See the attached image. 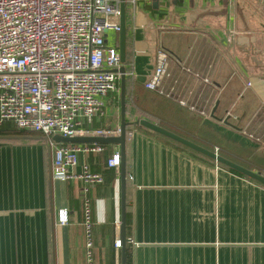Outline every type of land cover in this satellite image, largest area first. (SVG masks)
<instances>
[{
	"label": "crops",
	"instance_id": "0c3cea01",
	"mask_svg": "<svg viewBox=\"0 0 264 264\" xmlns=\"http://www.w3.org/2000/svg\"><path fill=\"white\" fill-rule=\"evenodd\" d=\"M124 2L121 65L131 73L124 119L132 132L125 140L126 264H264V185L135 124L149 120L264 176V0H239L233 8L228 0ZM105 44L118 49L119 31H106ZM159 48L169 55L168 71L152 89L144 83ZM103 102L88 126L115 129L120 97L110 93ZM0 130V264H121L120 167L106 164L120 145L79 153L73 170L87 165L103 177L85 192L80 177H53L48 138L16 133L11 121ZM62 208L64 225L57 223Z\"/></svg>",
	"mask_w": 264,
	"mask_h": 264
},
{
	"label": "built area",
	"instance_id": "2783aa9c",
	"mask_svg": "<svg viewBox=\"0 0 264 264\" xmlns=\"http://www.w3.org/2000/svg\"><path fill=\"white\" fill-rule=\"evenodd\" d=\"M239 0H228L233 8ZM122 0H0V127L13 122L17 130L39 133L53 147L51 170L61 181L80 177L83 190L103 182L100 173L77 166L79 153H98V143L60 144L54 135L118 137L121 127L93 129L92 117L102 113L103 98L120 97L119 51L105 44L108 30L120 29ZM232 32V31H231ZM169 55L159 48L152 74L145 81L157 89L168 71ZM125 76L131 74L124 72ZM132 132H128L130 136ZM126 136V135H125ZM215 149V153L217 154ZM117 172L119 151L106 161ZM87 256L92 248L91 207L83 196ZM68 222L67 209L57 211V223ZM120 247V241H115Z\"/></svg>",
	"mask_w": 264,
	"mask_h": 264
},
{
	"label": "water",
	"instance_id": "95a60500",
	"mask_svg": "<svg viewBox=\"0 0 264 264\" xmlns=\"http://www.w3.org/2000/svg\"><path fill=\"white\" fill-rule=\"evenodd\" d=\"M153 5L156 6L157 0H153ZM106 34V33H105ZM118 51L120 55V61L123 64L125 62V53H126V24H125V2L122 0L120 3V29H119V46ZM115 71L120 73V111H121V134L118 137H73V138H64L60 135H54L52 138L57 143H109V144H119L120 145V191H121V225H120V240L122 243L121 249V264H126V253L124 248V242L126 239L125 233V201H124V193H125V177H126V170H125V127L126 121L124 119L125 116V69L124 66L121 65L119 68L114 69ZM135 124L145 126L153 131H156L160 134H163L167 137H170L176 141L182 142L191 148L198 150L199 152L215 159L217 162L227 165L239 173H242L251 179L261 183L264 185V176L261 175L259 172H254L248 169H245L239 165H236L223 157L217 155L216 153L210 152L202 147L194 145L189 141L163 129L162 127L158 126L157 124L146 120V119H138L135 121Z\"/></svg>",
	"mask_w": 264,
	"mask_h": 264
},
{
	"label": "trees",
	"instance_id": "16d2710c",
	"mask_svg": "<svg viewBox=\"0 0 264 264\" xmlns=\"http://www.w3.org/2000/svg\"><path fill=\"white\" fill-rule=\"evenodd\" d=\"M136 125H138V124H136ZM1 132H2V131L0 130V133H1ZM128 132H131V131H130L129 123H126V127H125V135H126V139H127V137H128V135H127ZM16 133H19V134H26V133H36V132L25 131V130H17Z\"/></svg>",
	"mask_w": 264,
	"mask_h": 264
}]
</instances>
